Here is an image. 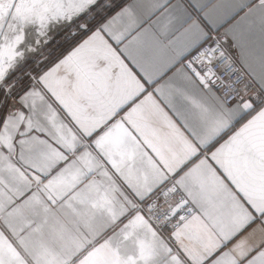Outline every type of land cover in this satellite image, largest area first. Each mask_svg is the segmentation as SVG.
Wrapping results in <instances>:
<instances>
[{"label": "snow or ice", "instance_id": "1", "mask_svg": "<svg viewBox=\"0 0 264 264\" xmlns=\"http://www.w3.org/2000/svg\"><path fill=\"white\" fill-rule=\"evenodd\" d=\"M116 6L0 0V264H264V0Z\"/></svg>", "mask_w": 264, "mask_h": 264}, {"label": "crops", "instance_id": "2", "mask_svg": "<svg viewBox=\"0 0 264 264\" xmlns=\"http://www.w3.org/2000/svg\"><path fill=\"white\" fill-rule=\"evenodd\" d=\"M172 2L175 3L176 0H172ZM182 2L185 3V4H187V0H182ZM213 2L215 3L216 0H213ZM129 3H132V0H124V1L121 3V5H120V6H119V7H118L113 13H111V14H109V15H106L105 20L101 21V23H102V22H106L107 19H110V18H111L112 16H114L118 11H120V9H121L122 7L126 6V5L129 4ZM153 19H155V17H153ZM97 26H99V25H97ZM116 27H117V28H120L121 25L118 24ZM221 31H223V29H221ZM89 35H90V33H89ZM83 38L86 39L87 36H85V37H83ZM106 38H107V37H106ZM57 40H59V41H63L64 39H63V38L60 39V37H58ZM109 42L112 43L111 40H109ZM55 45H58V44H55ZM72 46H74V45H71L69 48H67L64 52H62V53H60V54L55 53V54L53 55L54 57H53V59H52L53 63H50V64L48 65V67L54 66V63L58 62V59H56L57 57H59L60 59H62L64 55H67V52L71 50V47H72ZM113 47H116V45L113 44ZM54 50H55V49H54ZM54 50H51V51H52V54H53V51H54ZM45 70H47V68H45ZM245 70H246V69H245ZM161 83H163V81H161ZM149 91H151V89H149ZM154 95H155V93H154ZM142 98H143V97H141V99H142ZM156 98H157V100L161 103V106H162V107H165V111H168L167 107L164 105L163 100H161L159 96H157ZM124 111H127V108H126ZM123 115H124V112H121V113H120V116H123ZM169 115H172V113H171L170 111H169ZM117 119H119V117H117ZM153 119H155V117H153ZM173 119L176 120V117L173 116ZM176 123H177L178 126H181V129L183 130V127H182V125H180L179 120H176ZM237 127H239V125H237ZM230 134H231V133H228V135H230ZM228 135H223L222 138L219 139V141H218L217 143H215V147H219V144H220V143H223L224 140H226V139L228 138ZM215 147H213L212 150H215ZM150 154H151V153H150ZM218 171H219V170H218ZM99 178H100V177H98V176L96 177V179H99ZM124 222L126 223L127 221H124ZM122 226H123V225L121 224L120 227H122ZM256 226H257V225H255V224L252 225V226H251L250 228H248L245 232H243V233L241 234V236L237 237L236 240H233L232 243L228 245V247H232V244L236 243V241H237L238 239L242 238L243 236H247L248 233L251 232L252 228H255ZM154 227H155V226H154ZM118 230H119V228L116 229V231H118ZM169 232H170V231H169ZM108 234L110 235L111 232H109ZM164 238L167 239V235H166V234H164Z\"/></svg>", "mask_w": 264, "mask_h": 264}, {"label": "built area", "instance_id": "3", "mask_svg": "<svg viewBox=\"0 0 264 264\" xmlns=\"http://www.w3.org/2000/svg\"><path fill=\"white\" fill-rule=\"evenodd\" d=\"M230 54L231 55H235V53H233V52H231V50H230ZM227 61H225L224 63H226ZM236 69H239V72H240V74H241V78L238 80V83H236L235 84V87L236 88H241L249 79H250V77H248L247 75H246V70H245V68L241 65V64H239V63H236V64H234V66H233V69H231L230 71H232V72H235L236 71ZM218 71H219V69H218ZM225 79H228V77L227 76H225L224 77ZM231 79L232 80H237V76L236 75H233L232 77H231ZM155 226V225H154ZM169 231H171V229H167V230H165V233L164 234H166L167 235V233L169 232Z\"/></svg>", "mask_w": 264, "mask_h": 264}, {"label": "trees", "instance_id": "4", "mask_svg": "<svg viewBox=\"0 0 264 264\" xmlns=\"http://www.w3.org/2000/svg\"><path fill=\"white\" fill-rule=\"evenodd\" d=\"M123 1L124 0H114V2L116 3L117 6L115 8H113V9L107 11L106 15H109V14L113 13L121 5V3ZM62 38L63 37H60V39H62ZM70 46L71 45L69 43L65 42L64 40L61 41L60 43H58V45L55 46V50L53 51V54L51 56V60L53 59V57H54L53 55L55 53L60 54V53L64 52L67 48H69Z\"/></svg>", "mask_w": 264, "mask_h": 264}, {"label": "rangeland", "instance_id": "5", "mask_svg": "<svg viewBox=\"0 0 264 264\" xmlns=\"http://www.w3.org/2000/svg\"><path fill=\"white\" fill-rule=\"evenodd\" d=\"M58 37H62V36L57 35L55 37L56 42L50 46L51 47V50H54L55 49V46H56L55 44H58V43L61 42V41L57 40ZM45 55H48V52L47 51L45 52Z\"/></svg>", "mask_w": 264, "mask_h": 264}]
</instances>
